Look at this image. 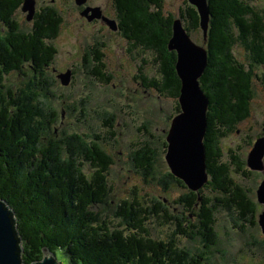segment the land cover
<instances>
[{
  "label": "trees",
  "instance_id": "16d2710c",
  "mask_svg": "<svg viewBox=\"0 0 264 264\" xmlns=\"http://www.w3.org/2000/svg\"><path fill=\"white\" fill-rule=\"evenodd\" d=\"M115 1L122 34L134 46L157 54L163 87L157 78L149 83L178 98L177 53L168 47L175 16L165 13L163 0ZM252 1L208 0V64L200 83L209 97L204 142L210 179L193 191L170 172L172 182L188 190L177 199L188 213L174 214L165 199H126L116 213L126 226L113 229L103 213L91 208L104 203L110 192L113 158L103 149L101 136L88 135L92 137L89 144L68 147L66 154L61 153L43 133L57 122L56 111L40 101L49 89L39 83L29 96L22 97L6 84L7 76L12 71L23 73L26 63L38 75L52 63L57 47L51 40L58 35L63 17L55 7L41 8L31 20L32 30L19 32L15 14L24 0H0V199L15 211L25 264L41 259L44 248L55 254L61 251L66 264H218L211 256L218 251L215 214L219 206L241 221L258 225L256 217L263 205L233 177V172L251 174L246 160L234 152L229 154L230 162L223 160L219 146L249 116L254 78L259 77L255 69L264 66V9ZM186 14L180 17L190 34L192 29L201 31L197 8L188 6ZM236 44L248 52V62L235 55ZM93 69L102 80V53L96 54ZM260 79L264 82V74ZM177 109L178 113L179 104ZM141 153L132 160L149 182L154 177L155 157L152 150ZM86 161L93 165L91 174L82 168ZM162 186L168 189L166 184ZM153 217L175 222L168 240L151 235L148 223ZM239 225L244 228L242 222ZM180 234L200 240L201 247L181 246Z\"/></svg>",
  "mask_w": 264,
  "mask_h": 264
},
{
  "label": "rangeland",
  "instance_id": "374dc122",
  "mask_svg": "<svg viewBox=\"0 0 264 264\" xmlns=\"http://www.w3.org/2000/svg\"><path fill=\"white\" fill-rule=\"evenodd\" d=\"M115 2L87 0L79 5L75 0H36L37 10L52 6L63 17L58 35L51 40L57 47V54L42 74H35L31 65L26 63L23 73L12 71L7 76L6 84L13 92H20L22 97L29 96L39 83L49 89V94H41L40 101L56 111L57 122L49 126L50 130L45 128L43 133L61 153L66 154L68 147L78 149L81 143L89 144L92 137L88 135L95 133L101 136L103 149L113 158L108 175L110 192L104 203L91 208L103 213L111 228L124 229L126 224L122 223L121 216L116 215L124 200L156 197L165 199L174 214L188 213L177 201L188 190L172 182L169 176L171 169L165 158L166 138L177 114L178 98L149 83L152 78H157L163 87L164 77L157 54L134 46L122 34ZM252 3L264 9V0H253ZM192 5L195 6L189 0H163L165 13H171L175 18L180 14L187 15L186 8ZM88 6L100 7L103 16L89 20L81 14ZM27 13L21 6L15 14L19 32L32 30L33 21L27 19ZM106 18L115 19L119 29L114 30ZM192 32L191 36L197 43L206 44L202 30L192 29ZM98 53H102L105 63L102 80L92 73ZM234 53L242 61H249L248 52L242 45L236 44ZM68 69L72 70L71 82L64 84L59 74ZM255 72L259 77L254 78L251 112L236 129L221 139L219 146L224 152L223 160L230 162L231 152L246 160V168L251 174L243 176L233 172V177L251 189L257 200V188L264 179V169H252L247 161L255 142L264 137V82L260 79L264 66H257ZM43 110L48 113V110ZM150 150L155 157L154 177L148 182L141 169L135 166L132 156H142L141 152ZM72 160L76 161V158ZM82 168L87 174L94 170L89 161ZM162 184H166L168 189H164ZM263 210L264 206L257 213V220ZM215 215L219 240L218 251L211 256L212 259L218 264H264V234L260 224L241 221L221 206ZM190 219L197 220L195 216H190ZM149 222L151 235L157 239L168 240L176 229L175 222H165L162 217H153ZM240 222L244 224L243 229ZM178 237L181 246L192 250L201 247L200 240H190L181 234ZM56 256L66 264L61 251Z\"/></svg>",
  "mask_w": 264,
  "mask_h": 264
},
{
  "label": "water",
  "instance_id": "95a60500",
  "mask_svg": "<svg viewBox=\"0 0 264 264\" xmlns=\"http://www.w3.org/2000/svg\"><path fill=\"white\" fill-rule=\"evenodd\" d=\"M83 5L87 0H75ZM198 10L200 26L205 41L210 21L208 0H189ZM28 18L35 15V0H24ZM91 12V14H90ZM89 20L103 16L100 7H86L82 12ZM107 19L114 30L119 29L115 19ZM173 35L168 42L170 50L177 53L176 70L181 80L178 97L180 111L173 117L167 135L165 158L171 173L182 179L188 188L199 191L210 179L207 167V154L204 138L208 126L209 97L202 88L200 78L208 64V51L205 45L197 43L187 30L182 17L173 21ZM64 84H69L72 70L59 74ZM264 137L259 138L248 158L252 169H264ZM257 200L264 206V179L257 188ZM264 234V210L258 218ZM24 246L20 235L15 211L4 199H0V264H25ZM31 264H63L49 248L43 249V257Z\"/></svg>",
  "mask_w": 264,
  "mask_h": 264
},
{
  "label": "bare ground",
  "instance_id": "6f19581e",
  "mask_svg": "<svg viewBox=\"0 0 264 264\" xmlns=\"http://www.w3.org/2000/svg\"><path fill=\"white\" fill-rule=\"evenodd\" d=\"M25 1H26V0H25ZM35 6H36V0H35ZM23 10L28 12V13H27V19H28V20H32L33 17H34L35 15H33V17H32L31 19L28 18L29 10L25 9V2L23 3ZM36 11H37V9H36ZM36 11H35V14H36ZM117 30H118V29H117Z\"/></svg>",
  "mask_w": 264,
  "mask_h": 264
}]
</instances>
